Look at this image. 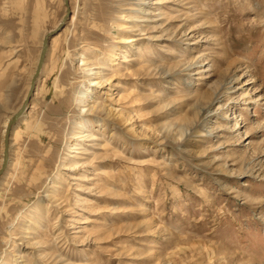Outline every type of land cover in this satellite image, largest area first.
<instances>
[{
  "label": "rangeland",
  "instance_id": "1",
  "mask_svg": "<svg viewBox=\"0 0 264 264\" xmlns=\"http://www.w3.org/2000/svg\"><path fill=\"white\" fill-rule=\"evenodd\" d=\"M46 35L0 264H264V0H0V165Z\"/></svg>",
  "mask_w": 264,
  "mask_h": 264
},
{
  "label": "water",
  "instance_id": "2",
  "mask_svg": "<svg viewBox=\"0 0 264 264\" xmlns=\"http://www.w3.org/2000/svg\"><path fill=\"white\" fill-rule=\"evenodd\" d=\"M48 36L46 35L43 38V45L41 46L40 49V53H39V58L36 64V68L35 71L31 77V83H30V88L29 91L27 93V96L24 98L21 106L16 110V112H14L12 114V116L8 119L6 126H5V131H4V149H3V157H2V162L0 165V175L1 173L4 172L6 166H7V162H8V151H9V133L11 131L12 126L15 124V122L17 121L18 117L23 113V111L26 109L28 103H29V99L31 97V94L33 92L34 89V84H35V80L37 77V74L39 72V69L41 67V64L43 62V59L45 57V50L48 44Z\"/></svg>",
  "mask_w": 264,
  "mask_h": 264
},
{
  "label": "bare ground",
  "instance_id": "3",
  "mask_svg": "<svg viewBox=\"0 0 264 264\" xmlns=\"http://www.w3.org/2000/svg\"><path fill=\"white\" fill-rule=\"evenodd\" d=\"M73 13V15H74V11L72 12ZM73 15H71V18L73 17ZM144 19V18H143ZM141 21H143V20H141ZM145 21V20H144ZM42 45H43V42H42ZM47 48V47H46ZM45 52H46V50H45ZM44 60V59H43ZM42 64H43V62H42ZM42 64H41V66H42ZM41 68V67H40ZM40 70V69H39ZM89 71L90 70H92L91 68H89L88 69ZM39 73V72H38ZM93 73H97V72H93ZM105 82H108V78L105 80ZM95 83V82H94ZM76 93H77V95L78 96H75V103L79 106V103L80 102H82L83 100H84V98H85V96H83L84 95V92H83V90L80 88V89H78L77 91H76ZM124 98H127V96H124L123 97V99ZM129 99V98H128ZM80 109H79V111H82L81 110V108L82 107H79ZM86 111L87 112H89V113H91L92 115H96V114H98V115H100V116H103L104 118L106 117H110V115H109V112H105V107H104V105H102V104H97L96 106H92L91 108H88V109H86ZM19 118V117H18ZM78 122H76L75 124H77ZM58 137L60 136V135H57ZM92 136V134H90V132H87L86 133V137L84 138V139H87V138H89V137H91ZM108 146H110L109 145V141H107L105 138H103L99 143H98V147L99 148H104V150H103V152H107V151H109V149H110V147H108ZM98 147H96V148H98ZM100 150V149H99ZM8 157H9V155H8ZM8 163V162H7Z\"/></svg>",
  "mask_w": 264,
  "mask_h": 264
}]
</instances>
